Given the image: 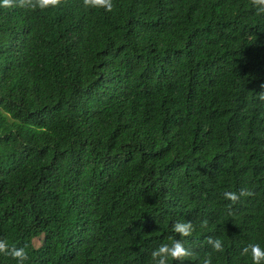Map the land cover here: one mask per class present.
Here are the masks:
<instances>
[{"label":"trees","instance_id":"trees-1","mask_svg":"<svg viewBox=\"0 0 264 264\" xmlns=\"http://www.w3.org/2000/svg\"><path fill=\"white\" fill-rule=\"evenodd\" d=\"M112 4L0 7V239L24 264H151L173 240L193 255L167 264H251L264 14L253 0Z\"/></svg>","mask_w":264,"mask_h":264},{"label":"clouds","instance_id":"clouds-1","mask_svg":"<svg viewBox=\"0 0 264 264\" xmlns=\"http://www.w3.org/2000/svg\"><path fill=\"white\" fill-rule=\"evenodd\" d=\"M17 4L22 8L29 10H48L55 9L59 0H0V7H9ZM83 7L88 8H103L104 11H111L113 8L112 0H82ZM253 7L257 14H264V0H253ZM260 98L264 99V92L260 94ZM250 195L249 192L241 189L239 196ZM223 196L229 201H236L239 196L235 192L226 191ZM172 230L181 235H188L192 230L191 222L181 221L176 222L172 226ZM208 242L211 244L213 250H222L223 245L219 238L212 240L209 238ZM243 253L250 255L251 264H264V247H261L258 242H251L244 246ZM0 253L10 255L16 260V264H24L27 258L24 247H13L6 239H0ZM193 253L188 251L179 241L173 240L171 243H161L151 253V264H167L171 259H179L183 257H190ZM202 264H209V259L205 257Z\"/></svg>","mask_w":264,"mask_h":264},{"label":"rangeland","instance_id":"rangeland-1","mask_svg":"<svg viewBox=\"0 0 264 264\" xmlns=\"http://www.w3.org/2000/svg\"><path fill=\"white\" fill-rule=\"evenodd\" d=\"M40 243H41V239H40V238H36V239H34V244H35V246L40 245Z\"/></svg>","mask_w":264,"mask_h":264}]
</instances>
